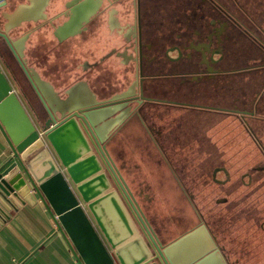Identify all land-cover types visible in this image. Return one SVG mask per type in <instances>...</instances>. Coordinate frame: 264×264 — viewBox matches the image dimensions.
<instances>
[{
    "label": "flooded vegetation",
    "instance_id": "1",
    "mask_svg": "<svg viewBox=\"0 0 264 264\" xmlns=\"http://www.w3.org/2000/svg\"><path fill=\"white\" fill-rule=\"evenodd\" d=\"M184 2L176 3L179 9L187 5ZM211 2L214 3V16H217L216 11L220 15L223 7L217 0H198L199 16L193 13L186 17L184 11H180L177 18H173V11L178 9L173 0H20L19 3L27 7L24 19L18 22L0 20V27L15 25L7 38L0 37V70L33 120L37 117L40 123L48 122L51 126L61 114L49 109L58 106L71 86L86 82L96 97L102 99L100 109L109 107L106 110L108 114L101 118V122L107 124L98 129V134L95 132L98 139L103 137L108 152L110 140L116 137L114 149L117 152L119 149L123 162L124 154L136 151L135 145L142 151L155 148L158 157L154 152L151 164L150 160L143 163L155 168L164 165L173 171L175 180L187 193L196 221L172 237L164 235L140 207L123 173L126 163L120 160L118 166L115 164L127 185L121 188L83 124H72L59 133V138L67 140L75 151L83 153L91 149L98 156L115 189L111 188L109 181L102 179L98 185L103 190L107 187L116 193L131 217L124 218L125 224L129 225L128 220L131 219L142 234L139 256L129 258L130 253L138 252L137 248L135 250L137 245L132 249L126 246L124 254L126 252L129 257H121L122 264L159 262L142 223L133 213L128 196L136 201L162 245L204 225L210 241L201 231L187 243L189 245L201 238L205 244L199 254L201 257L184 258L181 264H193L209 255L208 264H240L242 253L238 251L244 248L239 243L238 226H245L243 231L254 241L264 238V142L261 141L264 109L259 108L264 95V40L258 38L260 34L264 36V26L260 24L258 27L261 29H254L257 33L250 30L246 35L250 42L258 44L252 46L256 53L259 52L256 55L252 52L251 59H254L247 65L237 66L235 63V66L227 68L226 65L233 64L237 56L235 46L240 35L236 27L241 19L234 12L227 19L212 18ZM19 3L14 2L9 10ZM256 4L260 9L264 7L261 0ZM247 6V10L241 9L247 14L246 20L253 21L255 5L249 3ZM258 16H261V10ZM32 69L44 84L50 85L51 91H47V96L37 94ZM105 72L114 79L108 82L109 92L99 96L92 80H98L99 74ZM229 79L231 83L227 82ZM213 98H220V101L215 103ZM193 114L201 118L206 115L217 118H209L211 124L207 132L190 130L188 126L191 124L182 117ZM226 115L232 116L228 130L230 149L238 151L237 138L243 133L258 148L259 155L245 167L237 165L235 171L239 174L234 179L231 178L232 165L224 162L222 150L218 148L221 146L219 136L211 131ZM238 127L241 130L238 131ZM189 134L194 135V140L187 154H199V158L194 159L197 162L195 177L190 180L189 176L184 178L187 171L184 168L186 161L187 164L192 161L187 156L185 161L176 158L169 146ZM206 135L213 145L206 141ZM132 137L135 142L129 140ZM141 160L140 156V163ZM206 179L213 186L214 202L218 204L212 214L196 205L195 196L199 194L194 196L186 184L194 182L206 186ZM96 192L101 193L99 189ZM141 193L137 191V194ZM102 195L105 197L107 194L103 192ZM199 196L204 202L208 197L202 192ZM143 197L149 200L147 195ZM91 200L86 203L90 205L88 208H92L91 213L96 215V202ZM224 221L232 226L226 229ZM233 244L231 251L228 245Z\"/></svg>",
    "mask_w": 264,
    "mask_h": 264
},
{
    "label": "water",
    "instance_id": "2",
    "mask_svg": "<svg viewBox=\"0 0 264 264\" xmlns=\"http://www.w3.org/2000/svg\"><path fill=\"white\" fill-rule=\"evenodd\" d=\"M13 1L16 0H0V20L18 22L24 19L26 5L19 3L13 10H9ZM14 26L0 27V37L7 38L9 30ZM32 73L36 81L37 94L41 97L47 96V91H51L50 85L47 82L44 84L34 69ZM100 102L102 99L96 97V93L88 88L86 82L77 83L66 91L65 98L56 108L49 109L51 112L61 114V117L55 119L49 126L48 122L40 123L37 117L34 119L36 121L31 118L17 93L8 83L5 74L0 70V129L12 150V156L4 164L5 167L0 169V224L8 218L7 212L10 209H16L24 202H35L31 193L32 187L56 218L59 230L70 242L81 263L122 264L109 251L84 206L97 192L88 195V191L91 190L86 188L88 182L81 181L83 178L81 174L85 173V170L81 168L76 171L81 162H76L74 157L66 156L64 148L59 147L57 142L59 133L68 126L83 124L98 146L100 156L109 166L116 183L121 188L127 187L105 148L103 137L99 136V139L96 137L98 129L107 124L102 121L104 123L100 125L99 122L105 113L108 114L106 110L109 108L100 109L102 104ZM74 119L77 120V124ZM128 199L134 215L142 223L148 235L155 258H158V264H181L189 252L197 253L192 246L190 251H186L184 246L195 239L201 231L206 233L210 241L208 231L204 225H200L180 235L171 243L162 245L149 227L136 201L129 196ZM209 258L210 255L204 256L193 264H208ZM151 260L150 258V262Z\"/></svg>",
    "mask_w": 264,
    "mask_h": 264
},
{
    "label": "rangeland",
    "instance_id": "3",
    "mask_svg": "<svg viewBox=\"0 0 264 264\" xmlns=\"http://www.w3.org/2000/svg\"><path fill=\"white\" fill-rule=\"evenodd\" d=\"M160 1V0H158ZM198 2V0H193V2ZM220 5L223 7V10H221L220 15L216 11L215 14L219 16L220 18H230L229 15L230 13L234 12L235 14L238 15V17L241 19L239 21L238 29L239 32V39H237V44L235 46L237 56L233 60V64H228L226 65L227 68L235 66L237 63V66L241 65H247L248 61L253 60L251 59L253 56L251 55L253 52V55L258 54L259 52L256 53L255 49L252 46L258 45L257 42H250V40L246 37L247 32L250 30L255 31L254 29H261L258 26L261 24L264 26V7L259 8L256 7V3L258 0H217ZM183 0H173V3H181ZM261 2L264 4V0H261ZM207 3V2H206ZM252 3V5H255L253 7V11L255 13L254 20L253 21H247L246 20V12L241 9V7H244L246 10L248 8L247 4ZM213 4L211 2V10L212 13L210 16H214V8ZM172 7V5H170ZM176 8L179 9L178 4L175 6ZM259 10H261V16L259 17ZM182 13L183 9L179 10H174L173 13L175 14L173 18H177V13L180 12ZM186 17L191 15L185 12ZM217 16H214L212 18H219ZM181 17V15H180ZM221 19V20H222ZM261 19V21H260ZM254 27V28H252ZM229 29V28H226ZM256 32V31H255ZM257 33V32H256ZM259 40L262 39L264 40V36L262 34L259 35ZM252 41V39H251ZM264 44V43H263ZM252 48V49H251ZM261 52V50H260ZM49 65H47L48 67ZM110 79L111 76L109 75ZM227 82L231 83L232 81L229 79ZM92 84L95 88L96 91H98L99 96H105L110 89V85L108 81H101V80H92ZM257 88H261V86H258ZM261 90V89H260ZM103 92H105L103 94ZM215 103H218L220 101V98H213ZM260 109H264V95L263 98L260 101ZM239 114L241 112H238ZM194 116H187V117H182L188 124H191V126H188L190 130L197 129L200 131H206L208 126H210L211 122L209 118H217V117H209L211 115H206L207 117H198L197 114H193ZM232 115V114H231ZM231 115H226L225 117L222 118L221 122L216 124L211 131L213 133H216V136H219L218 138V143L221 145L218 148L222 150V158L224 159V162L232 165L231 169V178H236L238 177V172L235 171V167L237 165H241L242 167H245L246 165L254 162L259 158L258 155V148L254 145L252 140L246 138L244 134L240 133L239 137L237 138V144L238 145V151L234 152L235 150L230 149L231 141H230V134H229V122L231 120ZM264 115V114H263ZM213 116V115H212ZM241 130L240 127H238V131ZM207 132V131H206ZM207 136V135H206ZM221 136V138H220ZM59 138V137H58ZM193 134H189L186 137L182 138L180 142L178 143H172L169 144L171 151L173 154L176 156V158H179L183 161L184 157L187 156L190 161L194 162H188L186 161V166H185V171L184 172V178L186 176H189V180L192 177H195V171L194 168L196 165V161L194 159L199 158V154L196 152H191V154H187L190 143L194 139ZM60 139V138H59ZM206 141L213 145V142L209 137L207 136ZM63 140V139H60ZM129 140L135 142L132 138ZM261 141L264 142V135L261 138ZM143 142V140H141ZM139 144V141H138ZM135 150H130L126 154H124V162L122 161V158L119 156V149L117 152V149L114 150L115 155L118 158V162H115L116 166H118L121 162L126 163L125 168L123 173L125 174V178L129 183L130 188L133 190L135 195L137 196V201L144 209V211L147 213L148 218L151 220L153 223V226L157 227L160 232H162L164 235H170L169 237H172L176 235L179 231L183 230L187 225H190L196 221L195 217V210L193 208V205L191 201L188 200L187 198V193L182 189L181 186H179L178 182L175 180V177L173 175V171H169L167 167L164 165L162 166H157L161 168H155L154 166H146L143 162L149 161L150 158L152 157V153L157 154V150L154 149H146L144 151L140 150V148L135 145ZM252 148V149H251ZM72 150H74L72 148ZM79 150H76L75 152H78ZM142 152V153H141ZM231 153H235L230 155ZM95 154V153H94ZM140 156L143 160L140 163ZM112 157V156H111ZM158 157V154L155 156ZM82 158H85L87 160L95 159L96 158V164L95 166H91L85 169V176L83 175L82 182H88L87 185H89L90 182H95L96 188L99 189V192L95 193L93 198H97L99 201L104 200V201H109L111 205H107L108 209L107 212L115 214L118 219L119 223L122 225L125 223V219L130 217L127 213V217L125 215V208L119 199V197L116 196V193H112L110 188L108 189L107 187L105 188L106 190H103L102 186L98 185V182L101 181V179L104 182L109 181L111 183V188L113 186L112 182L110 181L107 171L105 170L104 166L101 164L100 159L98 158L97 155H87V157L82 156ZM81 162H84V159H82ZM158 162V161H155ZM149 164H151V160L149 161ZM123 167V166H122ZM157 169V170H156ZM234 169V170H233ZM240 171V170H239ZM122 173V174H123ZM181 173V172H180ZM93 180L91 181V179ZM198 178V177H197ZM206 186H199L200 184L194 182H186L188 186L190 187V191L195 195L201 194V192L206 194L208 197L206 198V201H201V197L195 196V203L198 207L201 208L202 211H205L207 213H211L214 211V208L218 205L216 202H214V194H213V189H212V184L209 182L208 179H206ZM217 188V187H216ZM95 189V191H97ZM115 189V188H114ZM137 191H141L142 193L139 195L137 194ZM106 193L107 195L104 197L102 194ZM99 193V194H98ZM113 195H110V194ZM147 195L149 197L148 199H145L143 195ZM109 195L111 197H109ZM118 195V194H117ZM113 196V197H112ZM113 198V199H112ZM231 197H229L230 199ZM101 206H103L100 203V209ZM104 208V206H103ZM103 211V209H101ZM96 212V211H95ZM212 214V213H211ZM125 218V219H124ZM131 218V217H130ZM129 219V226L134 229H137V226L130 221ZM226 225V229L230 228L232 225H228L226 221H224ZM125 225V224H124ZM128 227V228H130ZM245 226H238L237 228V235L239 237V243L243 246L244 250L243 251H238V253H242L241 256V262L240 264H264V238L263 239H258L257 241H254L252 237L244 232ZM139 231V230H138ZM253 232V231H252ZM256 232V231H255ZM140 235L141 232L139 231ZM255 234V233H254ZM242 246H237V247H242ZM138 247V252L140 251V248L142 247L141 245H137ZM229 248H231V251L234 249V244L233 245H228ZM156 264L158 262L156 261Z\"/></svg>",
    "mask_w": 264,
    "mask_h": 264
},
{
    "label": "crops",
    "instance_id": "4",
    "mask_svg": "<svg viewBox=\"0 0 264 264\" xmlns=\"http://www.w3.org/2000/svg\"><path fill=\"white\" fill-rule=\"evenodd\" d=\"M14 2L19 3L20 0ZM185 2L187 5L182 8L183 11L191 14V16L193 13L199 16L198 2H193V0H185ZM98 77V80L108 82L114 79H110L106 72L99 74ZM99 123L101 125L103 122L100 121ZM60 139L57 142L60 147L64 148L66 156L70 158L74 157L76 162H81L84 159V162L79 164L76 171H79L81 168L85 170L88 167L95 166L97 163L96 158L91 160L82 158L83 155L84 157L95 155L91 149L90 151H83V153L80 152L78 154L75 150H72L67 140ZM116 141L117 137L110 140L109 152L112 159L118 162V158L114 152V147L117 146ZM11 156L12 150L0 129V169L5 167L4 164L7 163ZM81 175L85 176V173ZM86 188L91 189L88 191L89 196L94 194L96 192L95 189H97L94 181L90 182ZM31 193L35 198V202H24L16 209H10L7 212L8 218L0 224V264H83L78 260V255L72 249L70 242L59 230L56 218L32 187ZM91 202H96L94 203V207L97 209L96 215L95 213H91L90 210L92 208H88L90 206L88 203L84 206L86 210H89V214L109 251L118 260L121 257L128 258L129 256L126 252L124 254L125 247L127 246V248L132 249L136 245L142 244V235H140L137 229L133 230L132 226L119 223V219L115 214L107 212L108 209L110 210L107 205H111L109 201H99L97 198L92 197ZM100 203L104 206V208L101 206L103 211L100 209ZM125 215L127 217L126 212ZM130 243L132 244L130 245ZM127 251L129 250L127 249ZM137 253H130L129 258H132V255H134V258L139 256L140 251ZM150 264H156V262H151Z\"/></svg>",
    "mask_w": 264,
    "mask_h": 264
},
{
    "label": "bare ground",
    "instance_id": "5",
    "mask_svg": "<svg viewBox=\"0 0 264 264\" xmlns=\"http://www.w3.org/2000/svg\"><path fill=\"white\" fill-rule=\"evenodd\" d=\"M190 246H192L194 249H196L197 253L194 254V252H189V255L186 257L188 259H191V258L201 254L203 252V249L205 248V244H204V242H203V240L201 238H199V240L197 239V240L191 242L189 244V246L185 245L184 249H186V251H190L189 250Z\"/></svg>",
    "mask_w": 264,
    "mask_h": 264
}]
</instances>
